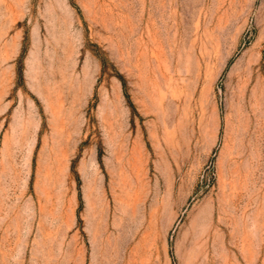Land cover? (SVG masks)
<instances>
[{
  "label": "rangeland",
  "instance_id": "rangeland-1",
  "mask_svg": "<svg viewBox=\"0 0 264 264\" xmlns=\"http://www.w3.org/2000/svg\"><path fill=\"white\" fill-rule=\"evenodd\" d=\"M0 264H264V0H0Z\"/></svg>",
  "mask_w": 264,
  "mask_h": 264
}]
</instances>
